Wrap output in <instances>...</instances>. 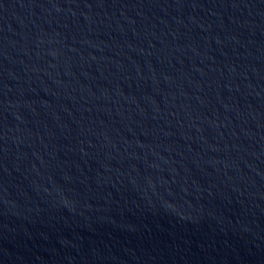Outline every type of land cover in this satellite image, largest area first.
<instances>
[{"label":"water","instance_id":"95a60500","mask_svg":"<svg viewBox=\"0 0 264 264\" xmlns=\"http://www.w3.org/2000/svg\"><path fill=\"white\" fill-rule=\"evenodd\" d=\"M0 264H264V0H0Z\"/></svg>","mask_w":264,"mask_h":264}]
</instances>
